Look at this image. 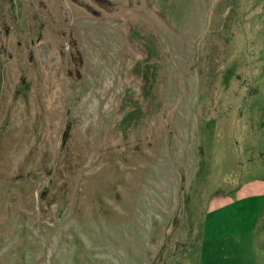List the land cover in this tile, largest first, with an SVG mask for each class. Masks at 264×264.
<instances>
[{"label":"rangeland","instance_id":"1","mask_svg":"<svg viewBox=\"0 0 264 264\" xmlns=\"http://www.w3.org/2000/svg\"><path fill=\"white\" fill-rule=\"evenodd\" d=\"M0 264H264V0H0Z\"/></svg>","mask_w":264,"mask_h":264},{"label":"trees","instance_id":"2","mask_svg":"<svg viewBox=\"0 0 264 264\" xmlns=\"http://www.w3.org/2000/svg\"><path fill=\"white\" fill-rule=\"evenodd\" d=\"M66 133V129L63 130V137H64V134Z\"/></svg>","mask_w":264,"mask_h":264}]
</instances>
